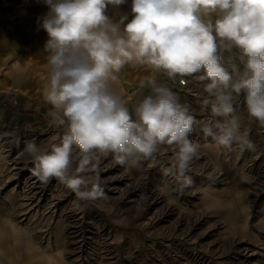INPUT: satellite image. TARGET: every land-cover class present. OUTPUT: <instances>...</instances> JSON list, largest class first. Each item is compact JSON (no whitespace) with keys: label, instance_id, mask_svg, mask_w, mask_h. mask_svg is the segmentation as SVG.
I'll use <instances>...</instances> for the list:
<instances>
[{"label":"clouds","instance_id":"1","mask_svg":"<svg viewBox=\"0 0 264 264\" xmlns=\"http://www.w3.org/2000/svg\"><path fill=\"white\" fill-rule=\"evenodd\" d=\"M125 2L44 0L48 11L38 18L48 36L43 98L63 134L49 150L29 142L25 151L40 182L55 178L79 201L107 198L101 172L109 157L127 167L163 148L171 152L163 174L181 190L191 187L200 145L190 137L198 126L228 152L254 151L237 115L241 95L248 116L264 126V0H132L131 20L113 21L108 7ZM222 48L238 53L229 65ZM126 67L150 70L139 82L147 94L131 108L118 89ZM161 76L181 85L194 79L204 118Z\"/></svg>","mask_w":264,"mask_h":264},{"label":"rangeland","instance_id":"2","mask_svg":"<svg viewBox=\"0 0 264 264\" xmlns=\"http://www.w3.org/2000/svg\"><path fill=\"white\" fill-rule=\"evenodd\" d=\"M12 8L0 3L3 32ZM115 11L127 12V0L107 9ZM220 54L226 65L238 56L235 49ZM173 90L204 118L194 79ZM237 106L254 151L228 152L198 126L190 137L200 145L191 187L181 190L163 174L171 157L163 148L127 167L106 159L107 198L96 201H79L55 178L42 183L32 174L27 143L49 150L63 134L48 114L0 108V264H264V126L248 116L243 95Z\"/></svg>","mask_w":264,"mask_h":264},{"label":"crops","instance_id":"3","mask_svg":"<svg viewBox=\"0 0 264 264\" xmlns=\"http://www.w3.org/2000/svg\"><path fill=\"white\" fill-rule=\"evenodd\" d=\"M0 3H10L13 7L9 30L3 32L0 28V108L15 110L22 116L41 112L47 115L51 106L44 101L43 85L48 74V54L43 47L48 36L39 27L38 18L47 13L48 6L44 0L38 6L36 0H0ZM131 3L132 0H127V12L107 14L113 21L125 14L131 20ZM149 74V69L131 67L119 74L118 89L129 100L130 108L141 95L147 94V89L139 88V82ZM159 78L172 88L178 84L167 81L166 77Z\"/></svg>","mask_w":264,"mask_h":264},{"label":"bare ground","instance_id":"4","mask_svg":"<svg viewBox=\"0 0 264 264\" xmlns=\"http://www.w3.org/2000/svg\"><path fill=\"white\" fill-rule=\"evenodd\" d=\"M1 234V233H0Z\"/></svg>","mask_w":264,"mask_h":264},{"label":"built area","instance_id":"5","mask_svg":"<svg viewBox=\"0 0 264 264\" xmlns=\"http://www.w3.org/2000/svg\"><path fill=\"white\" fill-rule=\"evenodd\" d=\"M179 82V81H178Z\"/></svg>","mask_w":264,"mask_h":264}]
</instances>
